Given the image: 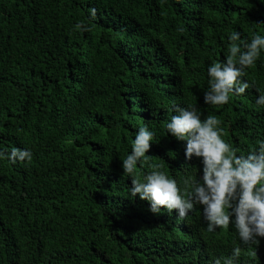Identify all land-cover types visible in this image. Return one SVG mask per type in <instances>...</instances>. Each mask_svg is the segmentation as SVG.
Here are the masks:
<instances>
[{"label": "trees", "instance_id": "trees-1", "mask_svg": "<svg viewBox=\"0 0 264 264\" xmlns=\"http://www.w3.org/2000/svg\"><path fill=\"white\" fill-rule=\"evenodd\" d=\"M232 31L264 35V0H0V151L32 152L0 159V264H223L237 245V264H264V240L249 251L234 227L208 233L200 205L152 213L122 168L147 126L137 173L200 179L166 130L173 104L217 116L241 155L264 141V51L243 95L204 104Z\"/></svg>", "mask_w": 264, "mask_h": 264}, {"label": "clouds", "instance_id": "clouds-1", "mask_svg": "<svg viewBox=\"0 0 264 264\" xmlns=\"http://www.w3.org/2000/svg\"><path fill=\"white\" fill-rule=\"evenodd\" d=\"M92 17L95 9H90ZM80 28V25H77ZM90 30V29H85ZM264 51V35L254 34L248 42L241 33L229 34L227 56L223 62H214L208 68L209 87L204 93V104L221 107L230 103L233 96L243 95L250 84L243 79ZM264 106V93L256 100ZM174 111L166 122L168 134L185 143L186 164L195 158L200 161V179L185 176L182 184L170 177L161 165L152 164L142 177L137 173L138 163L151 159L154 132L141 127L132 141V150L122 160L123 174L131 177L129 193L139 196L150 205V211L161 214L175 212L179 219H186L202 206L208 233L217 229L234 227L240 241L251 251L264 240V141H257L247 155L224 138L222 121L215 115L201 118L194 107L173 104ZM0 159L11 163L31 162L32 152L12 148L9 155L0 151ZM242 248L235 246L231 257H224L223 264H237ZM210 264H222L216 258Z\"/></svg>", "mask_w": 264, "mask_h": 264}]
</instances>
